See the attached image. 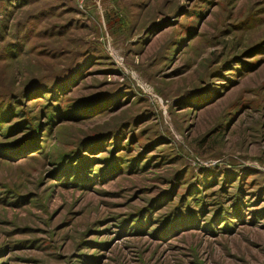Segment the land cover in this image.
<instances>
[{
  "label": "rangeland",
  "instance_id": "374dc122",
  "mask_svg": "<svg viewBox=\"0 0 264 264\" xmlns=\"http://www.w3.org/2000/svg\"><path fill=\"white\" fill-rule=\"evenodd\" d=\"M0 264H264V0H0Z\"/></svg>",
  "mask_w": 264,
  "mask_h": 264
},
{
  "label": "built area",
  "instance_id": "2783aa9c",
  "mask_svg": "<svg viewBox=\"0 0 264 264\" xmlns=\"http://www.w3.org/2000/svg\"><path fill=\"white\" fill-rule=\"evenodd\" d=\"M79 7L82 9L86 6V4L90 1V0H76Z\"/></svg>",
  "mask_w": 264,
  "mask_h": 264
},
{
  "label": "trees",
  "instance_id": "16d2710c",
  "mask_svg": "<svg viewBox=\"0 0 264 264\" xmlns=\"http://www.w3.org/2000/svg\"><path fill=\"white\" fill-rule=\"evenodd\" d=\"M28 91H32V89H29ZM36 141H37V140H35V141L33 140V141H32V145L35 144ZM28 147H31V146L26 145V148H25V149H28Z\"/></svg>",
  "mask_w": 264,
  "mask_h": 264
}]
</instances>
